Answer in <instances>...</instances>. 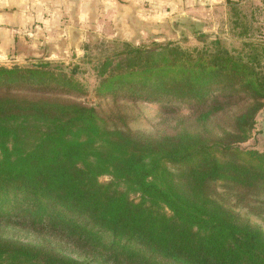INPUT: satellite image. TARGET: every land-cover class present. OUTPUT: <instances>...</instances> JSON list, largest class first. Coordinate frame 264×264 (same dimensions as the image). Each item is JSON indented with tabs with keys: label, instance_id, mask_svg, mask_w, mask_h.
Returning a JSON list of instances; mask_svg holds the SVG:
<instances>
[{
	"label": "trees",
	"instance_id": "trees-1",
	"mask_svg": "<svg viewBox=\"0 0 264 264\" xmlns=\"http://www.w3.org/2000/svg\"><path fill=\"white\" fill-rule=\"evenodd\" d=\"M231 11L238 47L202 32L192 48L111 42L94 68L97 96L191 104L195 129L144 133L120 109L23 93L82 90L79 64L0 65V222L133 264H264V230L209 195L218 181L264 194V152L239 146L264 106V41ZM237 104L215 132L211 117ZM0 264L89 263L0 235Z\"/></svg>",
	"mask_w": 264,
	"mask_h": 264
},
{
	"label": "rangeland",
	"instance_id": "rangeland-1",
	"mask_svg": "<svg viewBox=\"0 0 264 264\" xmlns=\"http://www.w3.org/2000/svg\"><path fill=\"white\" fill-rule=\"evenodd\" d=\"M176 22L178 24L173 26H169V24H166V26L161 25L160 27L157 25L152 26L151 31L144 32V35L141 37L133 35L132 38L122 37L123 35L108 37L102 34L87 33L84 39L77 40V31H73L71 38L74 41H68L67 39L68 44L65 43L63 45V47H67L68 49L65 53H63V48L59 44L60 42L55 38L49 41L48 44L51 46H48V44L45 46L39 43L31 44L30 41H25L23 38L22 44L19 41L17 42L18 46L15 47L16 53L14 52L13 57L0 58V65L7 67L12 65L29 66L32 63L39 62V60L62 62L66 66L79 64L80 69L75 75V79L81 84L82 90L64 91L51 89L50 91L46 90L44 92L29 91L23 93L29 95L44 94L61 99L80 101L91 106L97 105L102 108L103 112L117 111V109H120L121 112L128 114L127 124L129 128L144 133L168 132L175 126H186L189 129H195L198 126L195 121V116L198 112L195 107L194 111H192L191 104H159L143 101L133 102L126 99L114 101L111 97L102 98L96 94L98 76L94 68L97 60L106 52L105 50L111 48L113 44L111 42H128L133 45H140L142 43L148 44L152 41H173L185 48H192L195 46L200 47L201 45L196 40V35L194 34L199 31L206 32L208 34V40L217 37L221 38L228 48L238 47L239 45L240 38L236 37L229 24L227 26L219 25L214 30H208L207 27L204 29V26L201 25H191L186 20H178ZM249 33L254 36V39L264 41V33H260L258 29L257 31L252 30ZM53 44H56V46H53ZM51 52L56 53V56H50V58L49 53ZM60 52L63 53L62 56L59 55ZM86 60H90V62H85ZM66 71L68 72V69ZM233 99L235 100V98ZM236 106H239V104L219 111L211 117L210 124L213 126L215 132L218 133L225 128L229 129L231 127V118L237 109ZM178 119H183V122L179 125H177ZM239 146L244 150L255 149L259 152H264V106L255 116V123L249 137L244 142L239 143ZM99 179L102 182H108L110 178L107 175H101ZM209 195L216 202L238 213L244 220L264 230V194L260 192H246L237 189L231 184L218 181L210 186ZM0 235L33 244L38 242L46 243L58 252L78 258L89 264H133L121 257L114 259L101 250L84 248L82 245H78L77 241L69 240L67 236L59 234L49 235L46 233L39 235L35 231L20 226L17 222L10 225L0 222Z\"/></svg>",
	"mask_w": 264,
	"mask_h": 264
},
{
	"label": "crops",
	"instance_id": "crops-1",
	"mask_svg": "<svg viewBox=\"0 0 264 264\" xmlns=\"http://www.w3.org/2000/svg\"><path fill=\"white\" fill-rule=\"evenodd\" d=\"M232 7L239 14L237 30L264 33V0H0V58L13 57L23 38L45 46L55 38L65 53L73 31L77 40L87 33L132 38L178 20L208 30L228 24L234 29Z\"/></svg>",
	"mask_w": 264,
	"mask_h": 264
}]
</instances>
